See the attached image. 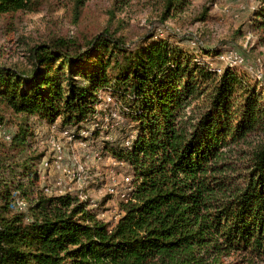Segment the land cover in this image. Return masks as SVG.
I'll list each match as a JSON object with an SVG mask.
<instances>
[{
    "label": "trees",
    "instance_id": "1",
    "mask_svg": "<svg viewBox=\"0 0 264 264\" xmlns=\"http://www.w3.org/2000/svg\"><path fill=\"white\" fill-rule=\"evenodd\" d=\"M164 4L167 18L186 0ZM38 8L39 0H0V16ZM254 27L264 30V0ZM81 47L58 39L30 50L27 71L0 66V128L7 113L21 118L11 146L24 151L33 118L77 131L97 123L105 91L136 131L108 149L132 170L131 190L108 224L90 200L37 191L33 168L11 185L0 179V264L264 262V87L238 67L218 74L196 58L212 52L181 40L128 44L105 30ZM253 136L236 161L234 148ZM16 198L28 213L12 208Z\"/></svg>",
    "mask_w": 264,
    "mask_h": 264
},
{
    "label": "rangeland",
    "instance_id": "2",
    "mask_svg": "<svg viewBox=\"0 0 264 264\" xmlns=\"http://www.w3.org/2000/svg\"><path fill=\"white\" fill-rule=\"evenodd\" d=\"M259 8L260 0H186L183 10L164 18V0H39L36 12L0 16V66L27 71L34 46L61 39L85 48L87 42L109 30L128 44L155 35L157 39L181 40L189 49L209 50L213 55L196 58L218 74L227 67L243 69V74L260 88L264 87V30L254 27V14ZM98 97L97 123L82 125L77 131L68 128L75 135L72 140L63 137L57 126L52 131V126L33 118L29 125L33 136L24 151L11 146L22 120L7 113L6 123L0 128L3 184L17 182L28 166L36 170L37 191L54 197L81 194L87 197L85 201L90 200V209L99 219L108 224L116 222L131 190L133 173L108 149L128 144L136 131L126 118L125 107L105 91ZM93 132L98 133L91 135ZM256 139L250 137L234 148L236 161L246 159L242 154L251 151ZM56 156L62 157L59 167L54 164ZM43 160L49 167H43ZM27 203L20 212L28 213ZM235 260L225 258L223 262Z\"/></svg>",
    "mask_w": 264,
    "mask_h": 264
},
{
    "label": "built area",
    "instance_id": "3",
    "mask_svg": "<svg viewBox=\"0 0 264 264\" xmlns=\"http://www.w3.org/2000/svg\"><path fill=\"white\" fill-rule=\"evenodd\" d=\"M51 129H52V131H53V129H56V126H52L51 127ZM61 132V135L63 136V137H67V139H69V140H72L73 138H75V135L70 131V130H68L67 128L66 129H63V130H61L60 131ZM53 145H54V147H56V150H57V148L59 147L58 146V144L53 140ZM59 152L60 151H58L57 150V153L59 154ZM96 157L97 158H99L100 159V156H98L97 154H96ZM56 161L54 162V164H55V166L56 167H59L58 166V163L61 161V159H62V157L61 156H56ZM42 165H43V167H49V163L47 162V161H45V160H43L42 161ZM129 182H130V180L128 179L127 180V184H129ZM65 195H72V194H70V193H67V194H65ZM61 196V195H60ZM72 197L73 198H75L76 200H78V202H83V201H85L86 200V198L87 197H82V195L81 194H77V195H72ZM126 197V196H125ZM25 205H26V203H24V200H21V199H19V198H16L14 201H13V204H12V208L14 209V210H18V212H20L22 209H24L25 208ZM29 219H27V221H28Z\"/></svg>",
    "mask_w": 264,
    "mask_h": 264
}]
</instances>
